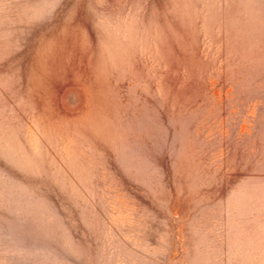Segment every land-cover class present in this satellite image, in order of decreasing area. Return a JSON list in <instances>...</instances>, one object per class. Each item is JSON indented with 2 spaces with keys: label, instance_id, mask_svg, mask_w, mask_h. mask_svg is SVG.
Wrapping results in <instances>:
<instances>
[{
  "label": "rangeland",
  "instance_id": "obj_1",
  "mask_svg": "<svg viewBox=\"0 0 264 264\" xmlns=\"http://www.w3.org/2000/svg\"><path fill=\"white\" fill-rule=\"evenodd\" d=\"M0 264H264V0H0Z\"/></svg>",
  "mask_w": 264,
  "mask_h": 264
}]
</instances>
